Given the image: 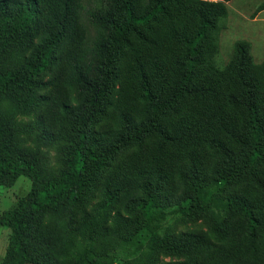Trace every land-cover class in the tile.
<instances>
[{"label":"trees","instance_id":"obj_1","mask_svg":"<svg viewBox=\"0 0 264 264\" xmlns=\"http://www.w3.org/2000/svg\"><path fill=\"white\" fill-rule=\"evenodd\" d=\"M183 1L0 0V92L9 98L14 97L10 84L44 86L35 78L72 43L64 78L68 98L57 123L69 124L73 132L66 170L41 184L37 160L17 152L13 127L0 114V186L21 176L31 183L29 192L0 215V226L10 231L0 264H48L25 243L29 230L44 220L49 226L38 243L52 253L74 258L72 264H114L107 257L110 248L140 243L130 226L115 232L138 213L136 226L149 234L147 262L264 264V63L252 64L246 44H239L223 68H209L201 77L199 44L207 33L218 31L226 9L222 2ZM109 2L118 16L105 7ZM181 13L187 23L163 27L160 43L149 39L154 31L150 20L160 16L175 24ZM190 26L194 33L187 30ZM127 32L139 41L141 52H156L159 58L135 57L130 81L123 86L120 46L137 51L124 37ZM14 41L20 54L26 52L24 62L18 53H6ZM9 62L14 70L5 75ZM94 125L104 128L99 137ZM128 151L129 162L110 177L115 159ZM249 170L261 174L251 182L245 174ZM89 172L96 179L85 178ZM242 176L243 184L235 189ZM84 190L97 214L90 223L76 222L83 224L77 231L89 230L90 249L74 250L67 224L74 206L89 203ZM164 199L195 208L204 228L176 238L160 232L165 213H150V208H161ZM102 239L97 249L95 241ZM158 252L178 261L159 262Z\"/></svg>","mask_w":264,"mask_h":264},{"label":"rangeland","instance_id":"obj_2","mask_svg":"<svg viewBox=\"0 0 264 264\" xmlns=\"http://www.w3.org/2000/svg\"><path fill=\"white\" fill-rule=\"evenodd\" d=\"M183 1V0H182ZM189 1V2H188ZM184 0L183 3L190 4V0ZM214 2H222L226 9V16L218 23V31L207 33L200 42L202 47L201 61L202 65L199 69V75L204 77L208 75L209 68L218 66L223 68L230 58L234 55L235 50L239 44H246L248 48L249 59L254 65H262L264 63V0H211ZM110 2L105 5L106 8L110 7L118 16V8L112 7ZM175 7H172L174 10ZM181 9L178 11H182ZM178 23L174 24L173 21H166L161 19L160 16L157 20H150L149 23L154 25V31L149 34V39L160 43L161 34L159 33L163 27L177 28L180 23H187V18L184 13L178 15ZM190 24V20L188 18ZM192 25V24H190ZM137 29L141 30L140 25ZM191 33V26L187 29ZM132 45L137 48V51H131L124 45L120 46L118 57V71H120L121 84L126 86L130 81V71L135 57H142L146 61H156L159 56L156 52L145 53L141 52L139 41L133 36L131 32L124 35ZM78 41V39H77ZM72 44V43H71ZM71 44H68L64 55L60 57L57 63L48 64L46 69L41 72L35 81H42L44 86L38 87L29 82L10 84L8 90L14 97L7 98L6 95L0 92V114L4 117L6 123L13 127L14 134L16 135V142L14 144L17 152L28 160H37L39 169V179L41 184L47 183L51 179H57L66 170V163L70 159L71 149L68 144L69 135L72 137L73 132H69V124L60 126L57 123V114L60 106L67 101V91L64 86V78L68 72V59L67 54L71 50ZM6 53H18L26 56V52L20 54V47L17 41L10 42L6 46ZM29 57V55L27 56ZM6 65V63H5ZM14 62L7 63V67L2 70L5 75H10L14 70ZM13 85V86H12ZM76 124L75 122H73ZM72 123V124H73ZM65 132H62V128ZM95 136L104 132L101 125H94ZM131 152H125L123 155L117 157L114 162V170L110 174L113 177L120 169H122L130 160ZM262 171H264V162L261 163ZM169 168V166H168ZM248 181H254L261 173L249 170L245 173ZM96 179L91 172L85 174V178ZM242 177L236 178L235 189L241 187ZM87 181V180H85ZM30 180L26 176L18 177L5 185L0 186V215L13 207L19 198L25 196L30 190ZM226 188L224 190H227ZM232 189V188H231ZM93 188L89 190L90 195ZM86 194L88 192L84 190ZM231 191V190H227ZM174 194H178V190L172 189ZM170 192V193H171ZM217 190L212 191L215 194ZM181 193V190H179ZM89 195V194H88ZM89 195V203H83L80 206H74V216L72 220H68V231L73 234V240L69 243L72 249L88 248L89 243L86 242V237L89 234L88 229H79L83 224L76 223L82 219L85 223L94 221L97 214L96 207L93 206L94 200H91ZM93 195V194H92ZM222 196V195H220ZM92 206H91V204ZM90 204V205H89ZM156 205V203H154ZM159 207L154 206L150 208V213L163 210L165 217L161 223L162 230L160 232H167L172 234L175 238L181 233L192 232L197 229L204 228V220L201 215L195 211V208L188 207L184 202L164 199ZM89 214V215H87ZM75 217V218H74ZM141 214L138 213L129 217L128 221L120 224L116 229L121 232L125 227H131L132 231L136 233L140 243L133 246H117L114 249L110 248L107 254L114 264H154L153 261L147 262L146 254L147 247L146 241L149 234H145L143 229L138 228L137 222L140 221ZM130 220V221H129ZM105 222V220H104ZM104 222L100 221L98 224L99 229H102ZM90 223V222H89ZM49 226V221L44 220L42 225L33 226L27 236L25 243L35 255L39 256L42 261L48 264H72L74 258L69 257L67 260L60 257L57 253H52L45 245L38 243V236L40 233L46 232ZM120 229V230H119ZM10 231L9 229L0 226V263L4 256ZM113 235V234H112ZM110 236V234H108ZM104 240H96L95 245L97 249L102 247ZM106 244V243H105ZM96 251H100L97 250ZM95 254V253H94ZM159 262H174L178 261L177 257H169L158 252ZM141 260L142 262H140Z\"/></svg>","mask_w":264,"mask_h":264}]
</instances>
